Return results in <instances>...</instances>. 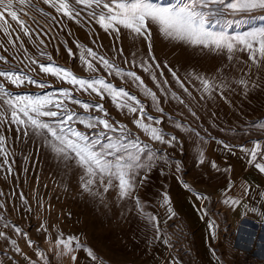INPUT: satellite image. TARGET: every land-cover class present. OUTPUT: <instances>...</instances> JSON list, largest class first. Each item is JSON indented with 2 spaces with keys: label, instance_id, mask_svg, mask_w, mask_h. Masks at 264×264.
Segmentation results:
<instances>
[{
  "label": "rangeland",
  "instance_id": "rangeland-1",
  "mask_svg": "<svg viewBox=\"0 0 264 264\" xmlns=\"http://www.w3.org/2000/svg\"><path fill=\"white\" fill-rule=\"evenodd\" d=\"M31 2L35 8L24 6V10L18 12L19 18L24 22V28L27 29V35L10 17H5L8 24L0 27V56L5 58L0 60V69H15L26 77L45 81L49 87L40 89L35 84H28L26 81L21 88L17 89L14 85H10L4 77H0V83L5 85L6 90L14 94L35 95L55 92L60 88L71 89L72 85L57 79L50 73L40 71L41 64L49 63L48 55H51L55 64L70 69L78 77L87 79L90 76H103L116 87H123L135 95L146 106V111L150 115L157 118L162 117L163 123L160 127L175 135L181 144L174 148H167V146L151 141L132 122L138 113L129 115L126 110H118L107 95L101 100L95 93L89 95L88 92L79 90L73 92L74 98L83 102L94 100L103 104L109 113L110 122L119 121L127 125L135 136H139L141 141L151 144L153 148H167L172 159L182 162V171L179 176L190 185L192 169L195 165L198 166L196 154L200 150V142L194 135L174 128L168 121L169 116L173 120L181 121L185 126L200 131L202 136L211 135L221 141L227 131L228 133L230 131L227 124L225 125L227 121L238 125L241 120L246 122L264 116V68L253 67L249 70L243 63L247 60L246 53L241 54V63L237 67H226L229 65L226 56L207 50L199 51L184 44L166 40L160 35L158 28L152 26V55L155 57V63L160 64V68L155 69L157 78L168 81V84L163 87L176 92L184 99L185 103L196 112V117H193L188 108L173 100L170 94L166 99L151 77L138 66L131 64L134 52L148 57V43L143 38L134 39L133 35L123 28L118 35L105 33L95 20L89 17L88 12L91 9L85 8L84 5H76L80 15L75 19H69L63 12H57L56 8L45 4L43 0H31ZM68 2L72 4L73 0H68ZM157 2L177 4L180 0H157ZM15 6L20 7L18 4ZM36 9H42V11ZM259 16H264V10L240 14H232L231 10H228L227 19L249 18L248 23L233 25L228 31L240 33L262 27L264 21L259 20L257 18ZM78 43L91 48L99 56H104L105 59L125 70L135 71L144 84L157 94L164 112L159 113L153 110L151 100L130 81L122 80L114 74L109 75L97 61L93 60L92 63L98 71L86 70V66L82 65L79 59ZM68 48L72 49V56L68 54ZM42 52L45 55H41ZM125 59L128 60L127 63ZM149 62L152 63L151 58ZM155 63L153 68H155ZM165 63L177 72L184 86L191 92V97H188L187 93L175 83L171 73L164 67ZM222 68L230 73L233 79L243 74L239 71V68H243L252 80L258 81L260 87L244 96L241 94V89L233 85L237 90L234 93H226L230 102H226L219 95H216L214 101H207L201 99V93L197 90L198 81L190 82L185 78V74L189 71L216 75ZM161 70L164 72L162 78L160 77ZM65 104L77 113L84 112L80 105L72 104L67 100ZM4 107L6 106L0 99V110ZM90 112L93 115H102L94 109ZM2 119L4 123L0 124V134L7 138L6 148L9 152L7 159L11 171H8L9 165L0 167V205H2L0 216L3 217L0 220V232L5 233L7 238H0V263L13 259L28 264L25 256L13 249L10 241L16 240L22 252L36 264H43V261L35 254V249L41 250L48 257L49 264L51 262L53 264L55 257L53 245H55L58 234L61 233L64 238L78 237L81 244L91 248L97 256L107 262L119 264L139 262L154 251L159 252L162 247L160 239H167L169 234L173 237V233L178 232L176 228L179 226V189L182 185L177 176L173 174L174 167L172 170L166 169L164 176L160 175L159 167L154 169L150 174L149 182L139 188L137 193L141 201L146 202L145 210L157 217L160 238L155 239L157 233L154 229L148 228L139 218L132 204L117 202L115 190L110 189L105 194L104 199L107 206L99 199H93L81 189L78 169L73 168L71 171H66L64 165L58 163L50 151L43 146L39 137H33L29 133L26 138L23 132L17 133V126L11 123L10 113ZM213 124L216 126L214 127ZM76 126L81 131L85 130L83 125L77 124ZM204 129H207V132ZM238 135L236 132V136ZM214 141L209 140L207 145ZM207 145L204 146V151ZM3 159L4 157L0 156V161ZM202 167L203 165H200V168ZM165 191L171 197V206L176 213L172 219L168 218L167 206L161 203V193ZM220 221L223 222V219ZM41 224L47 228L46 232L37 231ZM13 226H18L23 232L28 233V237L25 238L22 233L17 234ZM239 226L227 227L223 224L221 236L215 245L221 261L223 264H264L263 255H255L237 248ZM249 226L252 225L249 224ZM258 233L261 238L260 242L264 243V231L260 229ZM28 239L33 242L32 247L28 246ZM165 246L163 244V251L167 250ZM84 254L86 253L81 250L76 254L75 262H72L70 258H64L62 262L76 263Z\"/></svg>",
  "mask_w": 264,
  "mask_h": 264
},
{
  "label": "snow or ice",
  "instance_id": "snow-or-ice-1",
  "mask_svg": "<svg viewBox=\"0 0 264 264\" xmlns=\"http://www.w3.org/2000/svg\"><path fill=\"white\" fill-rule=\"evenodd\" d=\"M43 2L56 8L57 12H63L69 19H75L80 15L76 5H84L85 8L91 9L88 12L89 17L95 20L105 33L118 35L123 28L128 30L134 39L143 38L144 41H147L148 57L134 52L131 64L147 73L166 99L170 94L173 100L188 108L193 117H196V112L185 103V100L176 92L163 87L168 84V81L157 78L155 69H159L160 64L155 63V57L152 55L151 29L153 25L158 28L160 35L166 40L181 43L199 51L207 50L226 56L229 62L226 67H237L241 63V54L246 53L247 60L243 63L249 70L253 67L264 68V26L252 28L246 32L230 33L229 28L233 25L248 23L249 18L241 20L226 18L228 10H231L232 14L264 10V0H180L177 4H162L157 0H73L72 4L68 0H59V3L57 0H43ZM16 4L20 7H16ZM24 6L35 8L31 0H15V4L14 0H0V22H2L0 27H5L8 24L5 17H10L12 21L20 25L27 35L24 22L18 16V12H22ZM36 10L42 11V9ZM257 18L264 21V16ZM77 48L79 49L80 62L86 66V70L89 72L98 71L92 63L93 60L97 61L109 75L114 74L122 80L130 81L134 87L151 100L153 110L159 113L164 112L157 94L144 84L135 71L119 67L82 44L78 43ZM67 50L68 54L72 56V49L68 48ZM120 51L122 54V49ZM41 55H45V53L42 52ZM149 58L152 63L149 62ZM4 59L0 56V60ZM48 61L47 65H40V71L50 73L57 79L72 85V88H60L55 92L44 94L20 95L6 90L5 85L0 83V99L6 106L0 110V124L4 123L2 118L10 113L11 123L17 126V133L23 132L26 138L29 133L33 137H39L43 146L50 151L58 163L64 165L66 171H71L73 168L79 170V183L84 192L93 199H99L101 203H105V194L110 189L115 190L117 202L132 204L139 218L145 222L148 228L154 229L157 233L155 239H159L160 228L157 217L145 210L146 202L141 201L137 193L139 188L149 182L150 174L157 167H159L161 176L166 175V169L172 170L174 167L173 174L177 176L182 187L190 193L194 191L191 185L179 176L182 171V162L172 159L167 151V148H174L181 144V141L160 127L163 123L162 117L157 118L150 115L146 111V106L125 88L116 87L103 76H90L87 79L78 77L70 69L55 64L51 55H48ZM127 62L128 60L125 59V63ZM154 63L155 68H153ZM164 67L171 73L175 83L187 93L188 97H191V92L184 86L177 72L168 67L167 63ZM239 71L243 74L236 79L231 78V74L225 72L223 68L218 70L216 75L189 71L185 74V78L190 82L198 81L197 90L201 93L202 100L214 101L216 95H219L226 102H230L226 93H234L237 90L233 85L241 89V94L244 96L260 87L258 81L252 80L243 68H239ZM163 76L164 72L161 70L160 77ZM0 77H4L10 85H14L17 89L21 88L26 81L28 84H35L40 89L49 87L45 81L26 77L15 69H0ZM79 90L88 92L89 95L95 93L101 100L107 95L118 110H126L129 115L138 113L132 122L151 141L167 146V148H153L151 144L145 143L139 136H135L127 125L119 121L110 122L109 113L103 104L94 100L83 102L75 99L73 92ZM65 100L80 105L84 112L77 113L68 108ZM92 109L102 115L91 114L90 110ZM168 121L174 128L194 135L200 142V150L196 154L198 165H203L206 162L204 146L209 140H215L217 145L222 146V150L229 153H233L235 150L236 146L218 140L211 135L202 136L200 131L185 126L181 121L173 120L171 116L168 117ZM77 124L83 125L85 130L81 131L76 126ZM213 126L216 125L213 124ZM250 128L264 131V119L253 121ZM204 131L207 132V129ZM244 132L247 134L248 129H244ZM6 141L5 135L0 134V156L4 157L3 161H0V167L9 165ZM239 149L244 154L247 163L254 166L260 174H264V141H253L251 147L240 145ZM209 163L213 170L229 174L227 187L221 190L220 203L224 206L234 209L242 204L245 197L253 194L255 186L252 183L241 180L237 184L231 178L232 168L230 165L221 169L215 160ZM8 171H11L10 165ZM234 189L235 194L230 195ZM194 195L197 200L202 202V207L199 209L201 219L209 217L210 236L215 240L217 225L211 218L208 208L203 206V202L209 201L210 198L199 192H195ZM259 195L264 196V192H260ZM161 197L162 205L167 206L168 218H174L176 213L171 206V197L166 191L161 193ZM105 206H107L106 203ZM244 207L258 215L260 223L264 224V209H257L248 204H244ZM127 210L131 211L132 209ZM2 219L3 217L0 216V220ZM13 227L17 234L22 233L25 238L28 237V233L23 232L21 228ZM41 230L47 231L44 224H41L37 229V231ZM0 238L7 239L3 232H0ZM10 243L15 252L25 256L28 264H36L22 252L16 240H11ZM165 243L170 245L171 242L166 239ZM27 244L32 247L33 242L28 239ZM53 247L57 264H62L64 258H70L72 262H75L76 254L81 250L92 261H99L92 249L81 244L76 236L64 238L62 233L58 234ZM35 254L40 257L43 264H49L48 257L41 250L35 249ZM212 254H216L215 250H212ZM100 264L103 262L100 261ZM174 264H180V261L177 260ZM217 264H220L219 259Z\"/></svg>",
  "mask_w": 264,
  "mask_h": 264
},
{
  "label": "crops",
  "instance_id": "crops-1",
  "mask_svg": "<svg viewBox=\"0 0 264 264\" xmlns=\"http://www.w3.org/2000/svg\"><path fill=\"white\" fill-rule=\"evenodd\" d=\"M261 119H264V116L257 120ZM257 120L246 122L241 120L238 125H233L229 121L225 123L230 131L229 133L227 131L222 141L236 146L235 150L233 153L224 151L222 146L217 145L215 141L207 145L205 149L207 162L203 164L202 168L200 165H195L192 169L191 187L194 191L190 193L182 186L179 189V229L176 228L178 232L173 233V237L168 235L167 239L170 240V245L165 243L166 239H160L162 247L159 252L154 251L142 261L127 264H174L177 260L180 261V264H217L218 259L220 264H223L215 248L216 242L221 236L223 224L227 227L240 225L237 230V248L264 256V243L260 242L261 238L258 233L260 229L264 231V224L260 223L258 215L244 207V204H248L257 209H264V196L259 195L260 192H264V174H260L254 166L249 165L239 149L240 145L251 147L253 141H264V131L250 128L251 123ZM244 129H248L247 134H245ZM236 132H238V136H236ZM212 160H215L221 169L230 165L232 168L231 178L237 184L243 180L255 186L253 194L245 197L242 204L234 209L220 203L221 190L227 187L229 174L213 170L209 163ZM195 192L204 193L210 198L209 201L203 202V206H206L209 212L211 210V218L217 225L215 240L210 236L209 217L201 219L199 209L202 207V202L196 199ZM234 194L235 189L230 195ZM220 219H223V222ZM163 244L166 245L167 250L164 249L163 251ZM212 250H215V255L212 254ZM97 257L99 261H92L84 254L80 257V261L73 264H100V261L103 264H119L107 262L100 256ZM53 262V264H57L55 257ZM0 264L23 263L21 260L9 259ZM62 264L67 263L62 262Z\"/></svg>",
  "mask_w": 264,
  "mask_h": 264
}]
</instances>
